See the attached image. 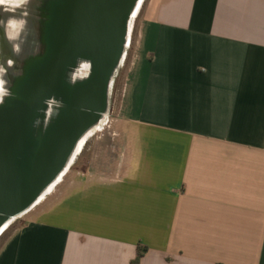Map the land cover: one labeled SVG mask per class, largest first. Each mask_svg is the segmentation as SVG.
<instances>
[{"label": "crops", "instance_id": "crops-1", "mask_svg": "<svg viewBox=\"0 0 264 264\" xmlns=\"http://www.w3.org/2000/svg\"><path fill=\"white\" fill-rule=\"evenodd\" d=\"M140 17L109 169L40 200L0 264H264V0Z\"/></svg>", "mask_w": 264, "mask_h": 264}, {"label": "water", "instance_id": "water-1", "mask_svg": "<svg viewBox=\"0 0 264 264\" xmlns=\"http://www.w3.org/2000/svg\"><path fill=\"white\" fill-rule=\"evenodd\" d=\"M140 1L21 0L14 9L3 6L0 62L15 65L0 75V234L58 183L106 118ZM14 20L19 25L12 32Z\"/></svg>", "mask_w": 264, "mask_h": 264}, {"label": "rangeland", "instance_id": "rangeland-1", "mask_svg": "<svg viewBox=\"0 0 264 264\" xmlns=\"http://www.w3.org/2000/svg\"><path fill=\"white\" fill-rule=\"evenodd\" d=\"M3 1L4 0H0V2ZM146 2L147 0H142L137 13V17L134 18L132 21L130 42L126 47L124 60L122 61L114 78L113 88L111 90V96H110L109 111L104 120V123L102 124L100 129L95 130L92 133V135L93 134L94 135L88 138V142L84 148V152L79 154L80 150L82 149L81 146V149L74 158L69 169L66 170L60 181H58V183L42 198L40 203H43L45 199L51 197V195L54 192L58 191L61 187H63L65 183L70 181L73 178V176L76 174L77 170L84 169L85 167L88 166L89 167L93 166V169L94 167L95 168L101 167L106 171L109 169V164L113 161L112 146L114 142L111 134H114L115 131H117L118 129V127L112 125L114 122L113 119L116 117L115 115L116 112L114 108L116 107V103L119 100L118 98L120 96L123 87L125 75L128 69L131 67L134 59V52L139 38L140 22L142 20L140 16L142 15V9L146 5ZM0 63H1L0 75H2L5 72L6 68H11L14 67L15 65L14 61L11 60H5V61L3 60V62ZM3 94H5L4 82L0 78V99ZM37 207L38 206H36L35 208L33 207L24 215L12 220L9 223V225L2 231V233L0 234V250L2 249L6 241L10 238V236L29 219L30 214L36 211Z\"/></svg>", "mask_w": 264, "mask_h": 264}, {"label": "bare ground", "instance_id": "bare-ground-1", "mask_svg": "<svg viewBox=\"0 0 264 264\" xmlns=\"http://www.w3.org/2000/svg\"><path fill=\"white\" fill-rule=\"evenodd\" d=\"M5 1V3H3V5L2 6H4V7H6V8H10V9H14V8H16L18 5H19V3H21V0L20 1H18V0H4ZM141 2H142V0L140 1V3H139V5L137 6V8H136V10L134 11V13H133V15H132V17H131V20H130V24H129V33H128V41H127V45H126V47L128 46V44H129V42H130V33H131V30H132V21H133V19L134 18H136L137 17V13H138V10H139V7H140V5H141ZM11 20H13V19H11ZM17 24L19 25V22L16 20H14L13 21V24H12V28H11V30H12V32H15L16 30H17ZM124 57H125V55H124ZM124 57H123V60H124ZM122 60V61H123ZM104 120L105 119H103V121H101V123L97 126V127H95V129H93L92 131H91V133L88 135V136H90V135H92V133L95 131V130H98V129H100L101 128V126H102V124L104 123ZM81 146H82V144L80 145V147H79V150L81 149ZM64 175V174H63ZM62 178V177H61ZM60 178V179H61ZM60 179L58 180V181H60ZM57 184V183H56ZM5 229V228H4ZM3 229V230H4Z\"/></svg>", "mask_w": 264, "mask_h": 264}, {"label": "trees", "instance_id": "trees-1", "mask_svg": "<svg viewBox=\"0 0 264 264\" xmlns=\"http://www.w3.org/2000/svg\"><path fill=\"white\" fill-rule=\"evenodd\" d=\"M146 251V248H140V251H139V255H138V260L137 261H139V259L142 257V255H143V253Z\"/></svg>", "mask_w": 264, "mask_h": 264}, {"label": "flooded vegetation", "instance_id": "flooded-vegetation-1", "mask_svg": "<svg viewBox=\"0 0 264 264\" xmlns=\"http://www.w3.org/2000/svg\"><path fill=\"white\" fill-rule=\"evenodd\" d=\"M4 2H5V1L0 2V18H1V14H2V12H3V9H2V8H4V7L2 6Z\"/></svg>", "mask_w": 264, "mask_h": 264}]
</instances>
